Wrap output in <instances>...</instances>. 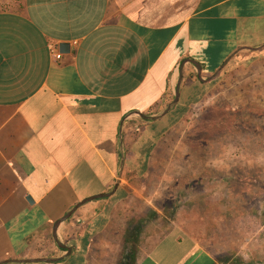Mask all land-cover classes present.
I'll return each instance as SVG.
<instances>
[{"label": "crops", "instance_id": "obj_1", "mask_svg": "<svg viewBox=\"0 0 264 264\" xmlns=\"http://www.w3.org/2000/svg\"><path fill=\"white\" fill-rule=\"evenodd\" d=\"M250 58L264 62V0L0 9V264H218L182 224L142 215L168 208L148 182L180 106Z\"/></svg>", "mask_w": 264, "mask_h": 264}, {"label": "rangeland", "instance_id": "obj_2", "mask_svg": "<svg viewBox=\"0 0 264 264\" xmlns=\"http://www.w3.org/2000/svg\"><path fill=\"white\" fill-rule=\"evenodd\" d=\"M239 61L164 139L173 150L158 158L172 159L155 167L148 188L168 208L142 219L182 224L218 264H264V62Z\"/></svg>", "mask_w": 264, "mask_h": 264}, {"label": "water", "instance_id": "obj_3", "mask_svg": "<svg viewBox=\"0 0 264 264\" xmlns=\"http://www.w3.org/2000/svg\"><path fill=\"white\" fill-rule=\"evenodd\" d=\"M60 49H61L62 52H67V50L69 49V45L68 44H62V45H60ZM178 100H179V90L177 92L176 99H175L174 103H172L160 116L165 115L169 110H171L178 103ZM153 119H157V117H155ZM108 196L109 195H101L99 197H93V198H90V199H87V200L83 201L80 205H82V204H84L86 202L92 201V200L106 198ZM80 205H78V206H80ZM72 214H73V211H72V213L68 214L62 221H64L67 218H69ZM57 261H60V260H55V259H36V260H33V261H26V262H35V263H37V262H46V263H53V262H57Z\"/></svg>", "mask_w": 264, "mask_h": 264}, {"label": "built area", "instance_id": "obj_4", "mask_svg": "<svg viewBox=\"0 0 264 264\" xmlns=\"http://www.w3.org/2000/svg\"><path fill=\"white\" fill-rule=\"evenodd\" d=\"M22 0H3V4L1 3L0 5V9L3 10H8L10 9L11 6H13V4H18L20 3ZM50 51L52 53V56L57 60L60 61L62 59V54L58 51V47L55 45H52L50 47Z\"/></svg>", "mask_w": 264, "mask_h": 264}, {"label": "trees", "instance_id": "obj_5", "mask_svg": "<svg viewBox=\"0 0 264 264\" xmlns=\"http://www.w3.org/2000/svg\"><path fill=\"white\" fill-rule=\"evenodd\" d=\"M192 102H196V101H193V100H191L190 102H185L183 105L184 106H180V110H179V115H178V117L176 118V120H175V122H177L178 121V118L182 115V113L184 112V108L188 105V104H190V103H192Z\"/></svg>", "mask_w": 264, "mask_h": 264}]
</instances>
